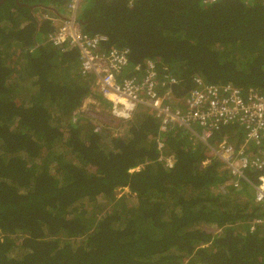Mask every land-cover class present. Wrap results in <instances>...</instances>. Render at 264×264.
<instances>
[{"label": "trees", "instance_id": "16d2710c", "mask_svg": "<svg viewBox=\"0 0 264 264\" xmlns=\"http://www.w3.org/2000/svg\"><path fill=\"white\" fill-rule=\"evenodd\" d=\"M67 2L0 3V264H264L251 184L212 192L230 175L183 130L168 138L169 165L159 161L150 110L124 135L79 112L94 78L76 49L46 42L44 14L63 16ZM79 19L106 49L129 47L132 64L153 59L162 79L177 77V98L195 75L264 93V0H91ZM228 136L243 131L224 126L213 141Z\"/></svg>", "mask_w": 264, "mask_h": 264}, {"label": "built area", "instance_id": "2783aa9c", "mask_svg": "<svg viewBox=\"0 0 264 264\" xmlns=\"http://www.w3.org/2000/svg\"><path fill=\"white\" fill-rule=\"evenodd\" d=\"M135 1L128 0L130 5ZM81 2L68 0L63 16L44 14L55 27L48 33L46 42L62 51L76 49L79 72L94 78L93 94L86 98L79 112L101 119L106 129L116 133L118 121H130L139 110H150L158 119V160L166 165L170 163L168 138L185 131L191 141L205 146L230 175L213 192L226 194L231 189L240 191L245 182L251 184L253 203L261 213L252 219L250 227H264V93L254 87L242 90L232 83L210 84L201 75H195V87L177 98L173 88L178 78L163 73L166 79H162L155 60L132 64L129 47L108 50L104 47L106 34L84 32L79 19ZM95 93L107 104L98 102ZM102 122L95 123V130L102 129ZM228 125L242 129L241 142L229 136L213 142L215 133ZM250 144L255 146L254 152L248 149ZM255 171L259 174L253 182L248 174Z\"/></svg>", "mask_w": 264, "mask_h": 264}, {"label": "clouds", "instance_id": "9594fccd", "mask_svg": "<svg viewBox=\"0 0 264 264\" xmlns=\"http://www.w3.org/2000/svg\"><path fill=\"white\" fill-rule=\"evenodd\" d=\"M127 123H128V121H127V122H123V121H120V122H119V121H118L117 132L114 133V134H115V135H119V134H120V135H124V134L126 133V131H127V127H128V124H127ZM121 129H122V131L120 132ZM220 140H221V139H220ZM220 140H219V141H220ZM213 142H214V141H213ZM215 142H216V141H215ZM203 147H204V150H205V151H204V154L207 153V152H209V151H207V149H206L205 146H203ZM257 177H258V176H257ZM257 177H256V178H257ZM255 180H256V179H255ZM255 180H254V181H255ZM254 181H253V182H254ZM216 186H217V185H216ZM216 186H215V187H216ZM212 192H213V191H212ZM214 193H215V192H214ZM217 194H219V195H226L227 193H226V194L217 193ZM255 217H258V216H255ZM255 217H254V218H255ZM219 229H221V228H218V229L215 231V233H217Z\"/></svg>", "mask_w": 264, "mask_h": 264}, {"label": "rangeland", "instance_id": "374dc122", "mask_svg": "<svg viewBox=\"0 0 264 264\" xmlns=\"http://www.w3.org/2000/svg\"><path fill=\"white\" fill-rule=\"evenodd\" d=\"M90 2H91V0H82V2H81V6H83V5H89L90 4ZM103 115H105L103 112H101ZM108 117H110V118H112V116H108ZM122 131V129L120 130V132ZM121 193H123V192H129V190L128 189H124V190H121L120 191Z\"/></svg>", "mask_w": 264, "mask_h": 264}, {"label": "water", "instance_id": "95a60500", "mask_svg": "<svg viewBox=\"0 0 264 264\" xmlns=\"http://www.w3.org/2000/svg\"><path fill=\"white\" fill-rule=\"evenodd\" d=\"M4 0H0V3L3 2Z\"/></svg>", "mask_w": 264, "mask_h": 264}, {"label": "bare ground", "instance_id": "6f19581e", "mask_svg": "<svg viewBox=\"0 0 264 264\" xmlns=\"http://www.w3.org/2000/svg\"><path fill=\"white\" fill-rule=\"evenodd\" d=\"M83 77V76H82ZM106 103V102H105Z\"/></svg>", "mask_w": 264, "mask_h": 264}]
</instances>
